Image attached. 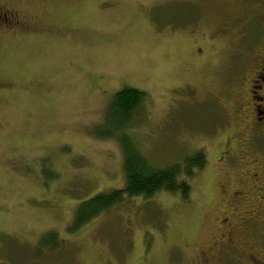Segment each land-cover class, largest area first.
I'll list each match as a JSON object with an SVG mask.
<instances>
[{
	"label": "rangeland",
	"instance_id": "obj_1",
	"mask_svg": "<svg viewBox=\"0 0 264 264\" xmlns=\"http://www.w3.org/2000/svg\"><path fill=\"white\" fill-rule=\"evenodd\" d=\"M252 1L0 0L24 21H0V263L195 264L211 251L208 264L254 252L264 264V244L253 252L239 235L242 256L219 254L229 212L215 160L231 134L219 92L250 44ZM125 86L146 93L127 131L149 164L202 151L205 166L185 199L126 198L73 230L79 203L125 183L106 114ZM47 232L60 245L38 251Z\"/></svg>",
	"mask_w": 264,
	"mask_h": 264
},
{
	"label": "flooded vegetation",
	"instance_id": "obj_2",
	"mask_svg": "<svg viewBox=\"0 0 264 264\" xmlns=\"http://www.w3.org/2000/svg\"><path fill=\"white\" fill-rule=\"evenodd\" d=\"M252 2L254 12L244 16L246 25L252 27L246 34L250 44L231 54L232 60L227 62L231 78L219 92L221 109L226 111L224 126H231L215 160L221 167L218 189L229 212L222 219L227 230L222 234L225 238L220 240L219 254L229 257L238 247L235 235L253 252L264 244V6L263 2ZM0 21L9 28L22 27L24 22L15 9L2 7ZM210 255L211 251L200 252L203 264L210 262ZM243 255L252 264H260L259 254Z\"/></svg>",
	"mask_w": 264,
	"mask_h": 264
},
{
	"label": "trees",
	"instance_id": "obj_3",
	"mask_svg": "<svg viewBox=\"0 0 264 264\" xmlns=\"http://www.w3.org/2000/svg\"><path fill=\"white\" fill-rule=\"evenodd\" d=\"M145 99V92L128 86L114 93L106 114L109 118L115 117L113 125L115 131L110 132L107 137L117 139L121 146L125 183L118 189H112L107 193H96L95 196L79 203L73 216L71 229L75 230L86 225L97 215L107 212L126 198L141 196L149 198L155 193L167 191L169 193L179 192L180 196L185 199L190 193L191 178L195 171L204 168L206 163V157L202 151H195L185 156L181 163L173 162V164L159 168L149 164L128 134L127 129L132 127V116L138 111L143 101L145 102ZM60 242L54 232H47L40 237L35 247L38 251L44 249L54 251ZM233 261L239 262V259L236 258ZM243 262L252 264L247 257L243 259ZM195 264L203 263L201 260V263L199 261Z\"/></svg>",
	"mask_w": 264,
	"mask_h": 264
}]
</instances>
